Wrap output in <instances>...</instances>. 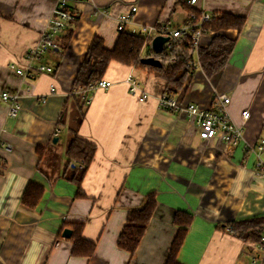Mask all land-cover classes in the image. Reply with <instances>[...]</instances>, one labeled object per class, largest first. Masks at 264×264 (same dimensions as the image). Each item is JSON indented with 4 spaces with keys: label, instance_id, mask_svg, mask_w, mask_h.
<instances>
[{
    "label": "crops",
    "instance_id": "1",
    "mask_svg": "<svg viewBox=\"0 0 264 264\" xmlns=\"http://www.w3.org/2000/svg\"><path fill=\"white\" fill-rule=\"evenodd\" d=\"M55 2L0 0V95L16 96L20 107L8 117L9 103L0 96V264H164L179 229L173 222L176 211L191 215L177 254L180 264H252L259 244L240 240L227 225L264 216V178L254 166L255 156L243 148L264 138V0H195L193 5L70 0L78 16L70 39L64 45L65 30L59 32L53 36L56 48L27 61L24 55L40 40ZM131 6L136 7L126 26L131 29L178 28L190 8L244 18L240 30L222 31L234 40L224 67L206 77L194 54L195 69L174 95L182 103L214 109L216 94H226L228 115L242 128L243 143L226 144L219 135L200 140L185 113L158 108L165 88L161 78L115 61L103 75L109 88L90 92V101L79 108L72 82L90 41L97 34L111 49L118 36L115 18ZM213 34L202 36L201 48ZM38 65L53 71L34 73ZM129 73L150 95L145 102L128 94ZM71 127L96 146L81 183L84 197H75L76 186L67 179L73 167L65 154ZM30 183L43 190L32 207L21 201ZM150 193L154 209L129 254L118 247L117 237L128 211L139 208ZM78 222L83 238L95 243L89 257L73 255L71 235L62 236L64 228Z\"/></svg>",
    "mask_w": 264,
    "mask_h": 264
},
{
    "label": "trees",
    "instance_id": "2",
    "mask_svg": "<svg viewBox=\"0 0 264 264\" xmlns=\"http://www.w3.org/2000/svg\"><path fill=\"white\" fill-rule=\"evenodd\" d=\"M188 11L193 15L191 22H199L202 11L196 8H190ZM77 19V15L73 16V20L70 22L71 26H66L65 34L62 37L64 45L70 39ZM243 23L242 16L226 12L212 14L210 20L201 23L204 34L214 33L206 47L195 49L190 35H183L179 39L173 40L171 48L164 49L157 54L150 51L148 47L152 35L145 36L142 33H135L128 27L119 32L111 49L104 47L103 39L95 34L74 76L72 93L81 98L79 108H83L86 100L84 97L82 98L81 91L86 90L92 82L102 79L109 62L115 61L123 65H133L147 73H154L165 82L164 94L174 96L181 89L185 78L190 76L195 69V66L192 65L194 54H196L200 68L206 77L212 76L224 67L232 51L234 40L226 37L222 31L231 28L240 30ZM192 31H195V28ZM144 49L147 50L145 55L142 52ZM151 55L157 58L162 65L151 66L141 63V58ZM87 95L90 93H86L85 97ZM83 111L84 109H82V113L78 111L79 113L76 114V125L81 120ZM70 134L65 154L68 165L73 164V167L68 171L67 179L76 186L75 197H84L81 183L85 171L94 157L96 146L92 142L78 137L75 128H70ZM38 151L42 152L39 149ZM42 193L43 190L40 186L30 183L25 188L21 201L24 205L32 207L41 198ZM154 206V195L150 193L139 208L128 211L124 226L117 237V245L120 249L129 254L135 251ZM173 222L179 226V229L169 246L164 264H180L177 261V254L184 240L186 227L191 222V215L183 211H176ZM82 226L81 222L69 225L73 242L71 252L75 256L89 257L94 253L95 243L83 238ZM227 227L230 229V233L240 240H250L259 244L261 233L264 230V216L235 220L230 222Z\"/></svg>",
    "mask_w": 264,
    "mask_h": 264
},
{
    "label": "built area",
    "instance_id": "3",
    "mask_svg": "<svg viewBox=\"0 0 264 264\" xmlns=\"http://www.w3.org/2000/svg\"><path fill=\"white\" fill-rule=\"evenodd\" d=\"M70 0H56L54 7L52 9L51 16L48 20L45 31L35 47L30 48L24 55L27 61L32 60L41 56L44 52L56 48V42L53 36L57 35L59 32L65 30L66 25L73 19V12L68 6ZM182 3H187L193 5L195 0H179ZM136 11L135 6H131L125 12L121 13L115 18V31L119 34L128 23H130L133 14ZM193 15L187 13V19L180 27L175 29L168 28H157L155 26H141L139 29H131L132 32L142 33L145 36H156V35H168L170 39L164 43V49H169L172 47L173 40L179 39L183 35H190L192 40V45L195 49L199 48L201 45V38L204 35L201 29V23L203 21H208L211 19V14L202 12L199 18V22H191ZM195 28V31H192ZM151 37V38H152ZM150 38V39H151ZM150 47V45H149ZM192 65H195L192 62ZM13 68V65L10 64ZM29 67V68H28ZM28 70L31 66L28 65ZM26 68V69H27ZM34 73H51L53 69L46 65H38L32 69ZM15 72L19 75H25V71L20 68L15 69ZM125 83L127 86L128 94L136 99L137 102L143 103L150 95L147 91L142 89L139 85L138 77L129 73L125 78ZM110 86V82L106 81L104 78L92 82L86 90L81 91L82 97L86 98L87 102L90 98L85 97L86 93H90L97 89L106 90ZM1 98L8 101L9 107L7 110L8 117H15L19 112V104L17 102V97L8 93H2ZM230 102V98L224 94H216L213 104V108H203L195 103H182L174 96H168L166 94H161L157 98V106L161 109L182 111L187 115L188 118L194 121L195 126L199 131V138L202 141H207L216 135L226 144L230 145H240L243 143L242 128L234 122L231 121L230 116L227 112V105ZM243 119H247L248 111H243ZM57 132L54 133L56 135ZM243 148L255 156L254 166L258 171V174L264 178V138H259L255 144H244ZM259 255L257 259L252 261V264H264V230L260 236L259 242Z\"/></svg>",
    "mask_w": 264,
    "mask_h": 264
},
{
    "label": "water",
    "instance_id": "4",
    "mask_svg": "<svg viewBox=\"0 0 264 264\" xmlns=\"http://www.w3.org/2000/svg\"><path fill=\"white\" fill-rule=\"evenodd\" d=\"M170 39L168 35H156L150 41L151 50L157 54L164 50V43ZM141 63L151 65V66H161V62L155 58L154 56H147L141 58ZM55 141V140H54ZM71 235V230L68 228H64L62 230V236L65 238H69Z\"/></svg>",
    "mask_w": 264,
    "mask_h": 264
}]
</instances>
